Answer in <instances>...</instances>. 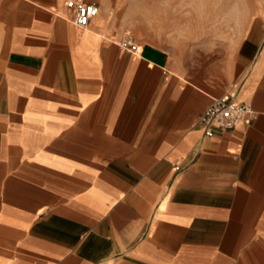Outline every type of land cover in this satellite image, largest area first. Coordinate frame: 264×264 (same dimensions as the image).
Listing matches in <instances>:
<instances>
[{"label":"crops","instance_id":"crops-1","mask_svg":"<svg viewBox=\"0 0 264 264\" xmlns=\"http://www.w3.org/2000/svg\"><path fill=\"white\" fill-rule=\"evenodd\" d=\"M64 1L0 0V264H264L262 23L218 87Z\"/></svg>","mask_w":264,"mask_h":264},{"label":"rangeland","instance_id":"rangeland-1","mask_svg":"<svg viewBox=\"0 0 264 264\" xmlns=\"http://www.w3.org/2000/svg\"><path fill=\"white\" fill-rule=\"evenodd\" d=\"M91 1L121 41L154 45L187 76L218 87L235 81L234 53L255 21L264 34V0Z\"/></svg>","mask_w":264,"mask_h":264},{"label":"built area","instance_id":"built-area-1","mask_svg":"<svg viewBox=\"0 0 264 264\" xmlns=\"http://www.w3.org/2000/svg\"><path fill=\"white\" fill-rule=\"evenodd\" d=\"M64 5L74 10L72 22L80 28L87 27L91 19L97 16L99 10V6L91 0H65ZM121 43L132 52L138 49L131 39L121 41ZM252 114L250 104L237 102L234 94L226 93L212 98L210 104L199 116L198 123L204 131V137L210 138L215 128L232 130Z\"/></svg>","mask_w":264,"mask_h":264},{"label":"bare ground","instance_id":"bare-ground-1","mask_svg":"<svg viewBox=\"0 0 264 264\" xmlns=\"http://www.w3.org/2000/svg\"><path fill=\"white\" fill-rule=\"evenodd\" d=\"M98 14H99V10H98ZM98 14H97V16H98Z\"/></svg>","mask_w":264,"mask_h":264}]
</instances>
